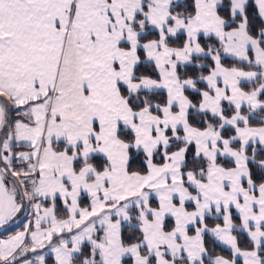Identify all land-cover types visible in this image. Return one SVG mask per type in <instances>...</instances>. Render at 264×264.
Instances as JSON below:
<instances>
[{"label": "snow or ice", "instance_id": "1", "mask_svg": "<svg viewBox=\"0 0 264 264\" xmlns=\"http://www.w3.org/2000/svg\"><path fill=\"white\" fill-rule=\"evenodd\" d=\"M0 229V264H264V0H0Z\"/></svg>", "mask_w": 264, "mask_h": 264}, {"label": "rangeland", "instance_id": "2", "mask_svg": "<svg viewBox=\"0 0 264 264\" xmlns=\"http://www.w3.org/2000/svg\"><path fill=\"white\" fill-rule=\"evenodd\" d=\"M25 221V219L23 218V217H21V218H19V219H17L16 221H15V224L16 225H19V224H21L22 222H24ZM1 232H3V230L2 229H0V233Z\"/></svg>", "mask_w": 264, "mask_h": 264}, {"label": "crops", "instance_id": "3", "mask_svg": "<svg viewBox=\"0 0 264 264\" xmlns=\"http://www.w3.org/2000/svg\"><path fill=\"white\" fill-rule=\"evenodd\" d=\"M24 222H26V220L24 221ZM19 225H21L22 226V223L21 224H19ZM13 229V228H12ZM15 230H18L17 228H15L13 231H15ZM0 234H3V232H1Z\"/></svg>", "mask_w": 264, "mask_h": 264}, {"label": "trees", "instance_id": "4", "mask_svg": "<svg viewBox=\"0 0 264 264\" xmlns=\"http://www.w3.org/2000/svg\"><path fill=\"white\" fill-rule=\"evenodd\" d=\"M15 228L12 229V231L14 230Z\"/></svg>", "mask_w": 264, "mask_h": 264}]
</instances>
